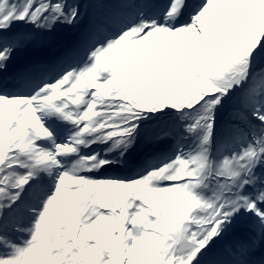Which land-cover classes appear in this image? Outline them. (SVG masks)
<instances>
[{
  "label": "snow or ice",
  "instance_id": "obj_1",
  "mask_svg": "<svg viewBox=\"0 0 264 264\" xmlns=\"http://www.w3.org/2000/svg\"><path fill=\"white\" fill-rule=\"evenodd\" d=\"M0 264H264V0H0Z\"/></svg>",
  "mask_w": 264,
  "mask_h": 264
}]
</instances>
